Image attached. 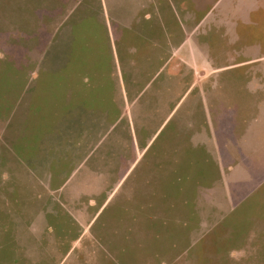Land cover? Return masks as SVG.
Segmentation results:
<instances>
[{
	"label": "rangeland",
	"instance_id": "obj_1",
	"mask_svg": "<svg viewBox=\"0 0 264 264\" xmlns=\"http://www.w3.org/2000/svg\"><path fill=\"white\" fill-rule=\"evenodd\" d=\"M263 180L264 0H0V264H264Z\"/></svg>",
	"mask_w": 264,
	"mask_h": 264
},
{
	"label": "crops",
	"instance_id": "obj_2",
	"mask_svg": "<svg viewBox=\"0 0 264 264\" xmlns=\"http://www.w3.org/2000/svg\"><path fill=\"white\" fill-rule=\"evenodd\" d=\"M50 47V46H49ZM165 56H166V52H165ZM171 59H173V55L171 54V56L169 57V53L167 55V58L164 60V64L158 69V72L161 73V71L164 70V73L166 75V73H168V69H169V65L168 63L171 61ZM170 73V72H169ZM170 75H172V73H170ZM123 113L121 112L120 117H122ZM264 181V180H263Z\"/></svg>",
	"mask_w": 264,
	"mask_h": 264
}]
</instances>
